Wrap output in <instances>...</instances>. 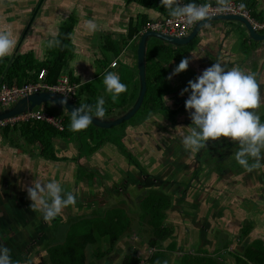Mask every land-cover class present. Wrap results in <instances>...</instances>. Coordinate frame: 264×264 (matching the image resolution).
<instances>
[{"label":"flooded vegetation","instance_id":"flooded-vegetation-1","mask_svg":"<svg viewBox=\"0 0 264 264\" xmlns=\"http://www.w3.org/2000/svg\"><path fill=\"white\" fill-rule=\"evenodd\" d=\"M37 1L39 2V0H35L33 3L31 2V9L33 8L34 10L36 8L38 4ZM56 1L57 0H49V2H52L51 6H53ZM85 1L87 3H85ZM45 2L46 0H44V2L42 1V5H38L39 7L37 6L38 9H36V11H39L37 13L43 12ZM71 2L72 0H61L58 3V7L59 5H61V7L62 5L64 7L69 6L72 4ZM83 9L90 15H93V10H96L97 13L98 11H102L101 9L99 10L97 6L95 7V0H84L83 5L76 4L73 10H70V12L68 11L64 19L68 20L71 17L74 21L73 27L78 25L77 22ZM103 21L107 29L104 28V30L101 31L100 43L102 44V47L107 39L112 40L114 37L113 32L110 31L112 30L111 24H106V21L108 22V20L105 18ZM62 23L63 22L61 21L59 27L57 26V33ZM54 37L55 36H50L52 39ZM103 95L104 92L101 93L98 98H103ZM103 100L104 106L109 107L105 111L106 118L117 117L132 103L125 102L123 108H121L120 105L118 107L114 104V101H110L106 96ZM124 100H122V104ZM147 100L146 94L143 100L144 111L143 109L137 110L128 120H123L107 129L96 127V130L98 131L99 129L101 136L104 137V142L93 150L86 151L84 149L85 141H87L89 145H91L92 142L89 138L82 141V138L79 137L80 135L77 134L78 132L81 133V131L84 132L86 128L74 131L70 138L65 137V139L58 140L56 152L62 158L58 161L43 159L41 162L44 165L43 168H47L48 181L56 180L61 184L65 192H71L75 195L76 201L73 206L76 212L80 211L86 216H96L98 214L103 215L105 211L114 208L113 203L116 202L117 196H121L120 192L123 190V187L116 183L122 178L123 174L120 173V170L122 169L127 172L128 177L131 176L138 180V182H136L138 185L135 190H132L130 193L134 199L137 197L141 200V196L148 193L146 195L147 197L155 195L157 196L156 198L163 199L168 204L164 205L160 210L163 216L159 227L160 229L162 228L165 230V235L159 241H161V246L164 249L169 242L176 240V243L174 244L176 252L178 250L185 251L188 249L193 250L199 248L198 250L201 251L199 256L210 252V255L212 256H209L219 261L218 259H223L224 256L227 255L226 247H224V244H221V240H223L221 238V232L226 233L225 229L228 228L227 223L229 220L226 221V217H224L223 219H220L221 222L217 225L215 219H211L210 221L208 218L206 221H202V218L200 217L201 221L199 224L202 223L203 226L201 227H203V232L206 231L204 234L205 238L203 239L206 241L205 243L203 242L204 244L198 246L194 244L195 246L193 247V245L189 243L188 237H192L194 230L197 234H202L203 232H199V228L197 230L195 228L190 229L183 223L181 225L177 223L178 220L174 217L176 216L175 206H179L178 201H174L176 199L173 198V196L176 194V189L179 187L178 196L180 198L186 200L190 198L197 201L199 204L202 203L201 200H203L204 202L211 203L213 206L216 204L218 196H225L226 198V196L230 194V197L233 196V199H236L235 210L228 211V214L233 217L231 220L241 222L235 224L237 228L240 225L239 232L241 234L247 233L245 232V228L251 231L255 227L253 222H256L259 219H264L262 209V207H264V150L261 152L260 167L254 168L251 171L244 169L240 175L226 178L225 171H228L230 167L224 165L220 170L221 179L218 177V180H216L217 178L215 179V187L213 188L212 184L207 185L206 188L209 189L204 191V186H200L198 183L193 182L191 180L192 176L188 173L191 169V165L187 163H191V160L196 162L198 160L197 154L179 144L181 143L182 134H185V128L180 124L166 128L164 126H167L168 124L164 119H161L158 123L156 120L162 115L160 104H158V106H153L152 103L149 105ZM90 101L96 102L94 97ZM73 102L78 105L85 104L81 103L80 96ZM261 103L254 111L259 113L260 118H263L264 100H262ZM92 105H95V103ZM259 108L261 111H259ZM117 109L118 111L116 112ZM180 112L183 113V111ZM158 124L163 127H158ZM89 126L95 127L91 123L88 127ZM3 138L10 139V137ZM224 138L228 140L231 146L235 147V144H237L235 141H232L227 137ZM55 142H57V140H55ZM25 147L32 149V151L35 152L39 151V145L37 142L32 145L26 144ZM180 150H182V154L178 155ZM39 156L41 155L39 154ZM37 158L41 159L40 157ZM182 159L184 162L181 164L180 168H172L174 165L176 166L177 164H180ZM224 159L233 161L232 165L236 163V160L233 157L231 158V156H227ZM185 160H187V162H185ZM53 163H60V165H53L52 168L51 164ZM219 163H221V161L217 162V165H219ZM249 163H252L251 158L249 159ZM149 167L150 169L148 170ZM15 168V165L7 168L5 161L0 167V189H3V199H7V201L0 199V245L3 244L9 249L10 257L14 254L16 255L14 257L16 258L21 254L22 258L28 256L25 259H30V254L35 246L42 245V243L51 236L48 228L50 227V224L54 223V221H44L40 211L35 215V213H29L30 210H26L27 208L24 205L23 197L17 194L19 190L16 191V185L11 179L16 177L19 173L18 168ZM130 169L132 170L131 172ZM63 171L67 175V179L63 177L64 174H60ZM251 173H255V177L251 176ZM128 177L125 179L126 182H124L126 186L129 181ZM43 179L45 180L47 177L43 175ZM62 179L65 180L62 181ZM38 180H40V177H38ZM97 182L100 184L97 185ZM240 187L246 189V192L244 193L246 194V198H243L245 200L239 202L238 199L244 196V194L239 195ZM212 189H214V191H212ZM200 192L202 193V198L199 194ZM125 197H127L126 193ZM128 199L130 200L131 198L129 197ZM8 202L13 205V209L11 210L14 211L17 209L20 217L12 218L9 221L10 223L6 226L4 225L3 219L6 217L7 212L6 209L3 208V205H6ZM254 207H257V211L254 212L255 214H251V210ZM209 208L211 212H214V208ZM242 208L246 209V214L240 211ZM248 209L249 212L247 213ZM129 210H131V207ZM147 213L149 217H151L152 210L148 208ZM184 215H186V213H184ZM32 217L35 222L33 225L29 223ZM60 218L61 217L57 216L54 219L58 220ZM27 226L31 227L27 228ZM149 227L152 229L151 225ZM185 229L188 230V232ZM148 237L150 238L151 235L149 234ZM149 238L143 242L144 245L142 244L143 246L148 247V249H153L146 256L144 254L142 255V257L146 259L157 249L156 247L148 246L147 240H149ZM120 239H122V237ZM139 242H141V240ZM130 244H132L134 248L137 247L135 242H130ZM261 244L264 245L263 242H261ZM236 248H238V245ZM111 249L108 251L109 253L112 252ZM165 252L169 253V257L172 255L173 259H171V264H175L178 261L179 256L177 254L174 255V252L170 253L169 251ZM180 253L182 255L186 254L185 252ZM115 255H117L115 259H110V256L107 257V259H104V264L116 263L118 257L122 255V252L117 251ZM196 256L187 255V257H189L188 259H195ZM184 257H186V255ZM122 258L119 260V264H122ZM25 259L22 261L26 262ZM105 261L107 263H105ZM140 264L144 263L141 262Z\"/></svg>","mask_w":264,"mask_h":264},{"label":"crops","instance_id":"crops-1","mask_svg":"<svg viewBox=\"0 0 264 264\" xmlns=\"http://www.w3.org/2000/svg\"><path fill=\"white\" fill-rule=\"evenodd\" d=\"M137 1L138 0H131V1H128V0H95V7L97 6L99 10L101 9L102 11H98L97 13L96 10H93V15H90L87 13L86 10H83L81 14L82 16L80 15L79 20L77 22L78 25H75L73 29L71 30L70 36H69L70 37V41H69L70 49L68 53L66 54L65 65L63 66L61 72L66 73L69 76L70 80L74 79L72 81L80 84L78 91H80V88L83 87V85L85 84L90 85L88 86L87 91L86 90L80 91L79 96H80L81 103H85L86 100L92 99L93 96L95 97L94 99L97 100L98 96L101 93L104 92L105 94V91H103V89H105L104 84H103V77H104V74L109 71L118 74L120 78H123L124 81H126L125 83L127 85V90L125 91L124 98L122 99V100L124 99L125 100L123 104L120 105L121 108H123V105L125 102L131 103L133 101V98L136 97L137 92H138V80H137L138 78H137L136 70L134 69L136 58H135V54L132 48L133 46L132 43L133 41H135L136 39L135 37H137L138 35L135 36L134 38L133 37L130 38L128 34L129 32L135 30V28L138 26L143 16H145L147 20L156 19L157 17L164 15V12H166V10L168 9L164 6V3L162 4V7L160 6V7H155V8H147L139 4V2ZM206 1L216 2V0H194L192 2H196V4H199V3H204ZM178 2H182L183 4L187 3L186 0H178ZM243 2L246 6H248L251 9V13L253 12L254 14H257L260 17V20L264 19V0H244ZM48 3L51 4L49 0H46L45 4L47 5ZM73 3H75V1ZM49 7H51L49 4L47 5V7L45 6L43 12L45 13L46 10L48 12ZM57 8H58L57 10H60L61 8H63L65 11L70 12V10L66 9V7H64L63 5L62 7L59 6ZM37 12L38 11H36V15L31 23V27L29 28V34L26 35L25 39L22 40L21 43H20V36H19L21 32L20 30L21 25H20L19 20L18 21L11 20L10 24L5 20L0 21V31L9 32L10 38L15 41L14 47L9 53L10 55L15 52V55L12 57L11 61L16 55L19 54L20 51L21 52L22 51H25V52L32 51L33 55L38 60H44L48 58V55H49L48 47L50 44L48 43L46 45L44 41L46 40V38L50 39V36L52 37L56 35L57 29H58L57 26L59 27V24L61 23V21L62 22L65 21L64 19L65 17H62L58 23H55L54 20L51 21L49 19H41L39 21V18L37 17L39 13ZM254 14L252 15L254 16ZM78 15H79V12H78ZM104 18L108 20L109 22L108 23L106 21V24H111L112 26V30H110L113 32V35H114V37L112 35L113 37L112 41L114 42L115 45L119 46V50H117L116 54H114L113 52L111 53V51L106 48H103L102 44L99 42L101 31L104 30V28H106L105 23L103 21ZM0 19L1 20L3 19V15L1 13H0ZM88 20H93L95 22L96 24L95 31H90L88 29L87 24H86V21ZM5 23H7V25ZM38 23H41V25L42 24L45 25V27L47 28V29H44L45 35L42 34V36L40 37L37 35H33L34 31L36 29L38 30L41 27V26L40 27L38 26ZM134 34L135 32L133 33V35ZM245 36L246 34L240 28L230 27L228 24H224V23L222 24L214 23L211 25H207L204 29H202L199 32V34L190 41L191 43L189 45H186L185 47H180V48L178 47L175 49L173 47L171 49V50L174 49L173 56L169 57L168 56L169 54H168L165 58L169 62V64H167L166 62L165 66L163 67L164 69L161 68L162 75L158 76V79L155 81L156 86L154 88V91L151 92V94H147L148 104L151 105L152 103L154 104V106L156 105L158 106V104H161L163 97H166L167 100L166 101L164 100V102L173 104L172 107L170 108L172 112L183 111L188 114V111H186L184 108V100L186 99L188 93H184L183 95H180L179 94L180 90L186 86L188 80L190 79L194 80L195 77L198 76L203 69H205L206 67H209L212 63H215L216 61H219L231 67L233 66V64L240 65L239 63L241 59L240 57H243L244 65L246 64V67L251 66V65H256V66L262 65V69H264V42L254 41V42H250L249 44H246ZM123 42H126V43L123 44ZM120 54L121 56L119 58L118 56ZM185 57L189 58V63H188L186 70H183L173 75L171 79H169L168 76L172 72V69L179 63V61L182 58H185ZM3 58L5 60L8 59L5 57ZM113 60H115V65L114 66L109 65L110 62ZM155 60L157 59L155 58ZM235 61L237 63H235ZM125 70H128L129 73L128 74L126 72L124 73ZM153 71L155 72V70ZM3 75L4 73L0 74V81L2 80L1 77H3ZM260 80L262 84L260 85L259 91L262 90L263 91L262 93L264 94V75H262ZM90 87L93 89V93L89 92ZM158 95H159V99L155 103H153L152 98H157ZM103 98H105V96ZM122 100L120 102H122ZM20 142L22 143V139L21 141L19 140V144ZM14 144L11 143L10 145L12 147L17 148L19 151H22L24 155L29 153L28 155L30 157L32 158L35 157L34 160H38V162L34 161V165L36 166H31L30 164L32 163H29L30 161H24V160L12 162L11 160L7 159L5 161V165L7 168H9L12 165L16 166L15 169L18 168L19 173L17 174V176L14 178H11L13 183L16 185V188H17L16 191L19 190L17 194L23 197V202H24L25 207L30 210L29 213H35V215H37L39 211L30 206L31 201L27 195V188L31 187L32 182L37 181L38 177H40V180L38 181L40 182L42 181L41 183H47L48 182V171H47V168H43L44 165H42L41 163L42 160L37 158L38 154L36 155L35 151H32V149H28L27 147H23V148L19 146L16 147V145ZM181 151L182 150L178 152V155L182 154ZM26 158L29 159V157H26ZM183 162L184 160L182 159L180 161V164H177L176 166L174 165L172 168L174 169L180 168ZM185 162H187V160H185ZM27 163L28 165H26ZM194 163H195L194 160H191V163H187V164L191 165V168H192ZM37 166H38V170L34 176L35 170L33 171H29V170L32 167L36 168ZM131 171L132 170L130 169V172ZM120 173L123 174L122 178L120 179V181H117L116 184L122 186L123 190L120 192L121 196L118 195L116 204H118L119 202V205H120L121 203L125 202V203L131 204V207H132L134 198L130 195V192L128 191L135 190L136 186L138 185L136 184L138 180L132 178L131 176L128 177L127 172H125L122 169L120 170ZM43 175L47 177V179L44 180ZM250 175L255 177V173H251ZM127 177L129 178V181L126 186L124 182H126L125 179ZM178 190H179V187L178 189H176V194L173 196V198L176 199L174 201H178V205H181V208L175 206L176 216L174 217L178 220L177 223L180 225L183 223L185 224V226H188V228L190 229L195 228L197 230L199 228L200 229L199 232H203V227H201L199 224L201 221L200 217L202 218V221H206L208 218L211 221V219L214 220L215 218H213V216L208 210H206L205 212L201 214V208L203 207V204H204L203 200H201L202 203L199 204L197 201H193L192 199L188 198V200L185 199V201L182 203V201L180 200V197L178 196ZM245 192H246V189H243L242 187H240L239 195H243ZM125 193L127 197L129 195V197L131 198L130 200L128 199L129 197L128 198L125 197ZM3 198H4L3 189L1 188L0 189V199L3 201H7V199L4 200ZM243 198H246V194H244L243 197L238 199L239 202L241 200H245ZM144 199H141V200H144ZM235 201L236 199H233L234 203ZM163 203L164 205H168L165 202V200ZM116 204L113 206L114 208H117ZM9 205L13 209V205H11V203H9ZM132 208L133 210L140 209L139 206L136 208L135 206H133ZM128 209L129 208H127V210ZM233 210H235V208ZM240 211L246 214L245 208L244 209L242 208V210ZM255 211H257V207H254L251 210V214H255L254 213ZM123 212H124L123 214L129 218V223H130V216H129L130 213H126L125 211ZM248 212H249V209L247 213ZM184 213H186V215H184ZM227 214L228 213H226V215ZM263 214H264V211H263ZM82 217H88V216H82ZM227 217L229 218V214L227 215ZM75 219L77 218H74L72 221L70 219L69 222H73ZM161 219L159 220V224H160ZM237 223H241V222L232 221L231 219H229L227 223L228 228H226L225 231H226V234L229 235V239L227 240V243L224 244V247H226L227 249V255L224 256L223 259H218L219 260L218 262H223V264H239L238 258H242V259L245 258V255H244L245 248L254 245V243L252 242H258V241L262 242V238L264 240V237L258 235L261 232V230L256 229L257 225L255 224V222L253 223L256 226V228L254 227L251 231L245 228V232L247 233H244V234H241L239 232L240 225L238 226V228L235 226V224ZM70 224L71 223H68V227ZM51 225L53 224H50V226ZM186 231L188 232V230ZM64 233L66 235L67 231L65 230ZM205 233L206 231H204L202 234L200 233L197 234V232L194 230L191 240H188V239L187 240L189 241L190 244L192 245L196 244V246H198L199 244H204L205 241L203 239L205 238V236L203 238V235ZM55 235L56 237L54 239H51L50 238L51 236H50L49 238H47V240L44 241L45 243L43 242L42 245L35 246L34 250L30 254L31 255L30 259H25L28 256H24V258H22L21 254L15 258L14 256L16 255L12 254L11 260L13 264H31V263H38L41 260L43 261L45 260L46 264H50L48 259H44V256H46L48 247L50 245L61 243L65 238V236L64 238L61 236L62 234L60 230H58V232ZM126 236L130 238V235L125 234V231H124L120 237L124 239H129ZM60 239H63V240L61 241ZM57 241H60V242H57ZM136 243H137L136 245H138L139 247L142 246V244L139 241H137ZM237 245H238V248H236ZM143 248H145V246H143ZM233 248L234 250H232ZM99 249L101 250V247H99ZM41 250H45V253L40 254ZM106 253L107 252H105L103 255H105ZM126 254H124L123 257ZM141 254L143 255V253ZM95 256L97 258L102 257L99 255H95ZM207 257H210V256H207ZM23 259H25L26 262H23L22 261ZM103 261H102V264H104ZM105 263L107 262L105 261ZM84 264H86V259H85ZM91 264H94V263H91Z\"/></svg>","mask_w":264,"mask_h":264},{"label":"clouds","instance_id":"clouds-1","mask_svg":"<svg viewBox=\"0 0 264 264\" xmlns=\"http://www.w3.org/2000/svg\"><path fill=\"white\" fill-rule=\"evenodd\" d=\"M216 4L221 8L227 7V0H216ZM164 6L169 9L171 16L183 18L187 24L204 20L209 15L208 4H196L192 0L186 4H180L178 0H164ZM240 7L243 8L244 4L241 3ZM86 24L90 31L96 30L93 20L86 21ZM14 43L9 32L0 31V58L9 55ZM55 43L59 44V40ZM188 63L189 58H182L168 78L186 70ZM103 84L105 91L111 93L113 98L127 90V85L114 72L104 74ZM184 93H188L184 108L191 120V126L181 137L184 148L198 152L205 148L206 141L227 137L238 144L234 158L239 165L247 171L260 167L261 152L264 150V121L254 111L261 103L254 73L216 61L203 69L194 80H188L179 94ZM163 100L167 98L163 97ZM66 101L67 97L62 96L59 103L64 105ZM105 111L103 98H98L95 105L75 106L71 110L69 126L74 131L85 129L94 117L103 119ZM250 158L252 163H249ZM27 195L30 206L40 211L46 222L53 220L63 208L74 205L76 201L75 195L65 192L56 180L32 182L31 187L27 188ZM141 261L145 264L144 259ZM0 264H13L9 249L3 245H0Z\"/></svg>","mask_w":264,"mask_h":264},{"label":"trees","instance_id":"trees-1","mask_svg":"<svg viewBox=\"0 0 264 264\" xmlns=\"http://www.w3.org/2000/svg\"><path fill=\"white\" fill-rule=\"evenodd\" d=\"M137 2H139V4L143 5L144 7L155 8L160 6L162 7L164 0H138ZM186 2L188 3L190 2V0H186ZM252 14L254 13L252 12ZM168 15H170L169 9L164 12V16ZM254 16L260 19L257 14H254ZM145 19L146 17L143 16L137 26L138 28L136 27L134 31L129 32L128 36H130V38H132L134 32L136 33L138 31L139 26L145 21ZM73 22V19L70 17L68 20L62 23L58 30V33L51 40L52 43L48 47V58L44 60H38L33 55L32 51H27L25 53H20L16 55L11 62L8 59L5 60L4 58H0V74L4 73L3 77H1V81H5L8 84H20L26 80L36 81L39 70L41 68H44L46 70V81L54 82L58 74L61 72L63 66L65 65L66 54L70 49L69 36L71 30L73 29ZM56 40H59V44L55 43ZM125 43L126 42H123V44ZM103 48L112 50L114 54H116L117 50H119V46L115 45L114 42L109 39L106 40L103 45ZM154 66H158V64L153 63L152 50L151 48H148L146 94H151V92L154 91V85L156 86L155 81L158 79V76L162 75V71L155 68ZM153 70H155V72ZM122 79L123 78H120L121 82L124 83V79ZM88 86L90 85H83V87L80 88V91H87ZM89 92L93 93V89L91 87ZM122 95H125V92L119 94V96ZM90 100H86L85 104L92 105L95 103V101L91 102ZM104 108L106 110L109 107L104 106ZM69 125L70 118L66 116L63 118L64 128L62 130H58L51 124L46 123L44 121H26L12 126L7 125L0 129V134L2 137L12 136L10 137V141L16 143V147L19 146L23 148L26 144L32 145L37 142L39 145V154L44 157V160L51 159L54 161H58L62 158L56 152L58 140L65 139V137L70 138L74 133V130H72ZM95 131L97 133H94V135L93 133H91L92 130H85L84 132H86V134L91 133L88 136L85 135L82 131L81 133H77L78 135H80L79 137L82 138V141H85V139L89 138L92 142V144L89 145L88 142L85 141L84 149L86 151L93 150L104 142V137L101 136L99 132L100 130L98 129L97 131L95 129ZM19 137L23 139L22 143L20 142V144L18 139ZM12 138L17 139L18 143ZM55 140H57V142H55ZM143 201L145 202L144 207H147L152 210L151 217L154 218H151L150 220V224L153 225H151V227L153 228V234H150L151 237L149 238V240H147L148 246L157 248L156 251H154L151 255L148 256L147 259L144 258V262L145 264H164L166 253L165 251H171L173 249V244H169L167 250L160 247L159 245V239H162L165 235V230L162 228L160 229L159 227V220L163 216L160 210L164 207V200L155 198L153 197V195H151L145 198ZM3 208H5L7 212L6 217L3 219L5 222L4 225L7 226V224L10 223L9 221L12 218L20 217V215H17V209H15L14 211L11 210L12 208L10 207L9 203L3 205ZM121 211L122 210L120 208H113L111 210L105 211L103 215L98 214L96 216L80 217L78 219H75L69 225L64 240L61 243L50 245L48 247L47 258L50 264H84L86 259L84 249L86 245L89 243L94 244L95 241L101 236H107L109 238L110 244L105 251H101L99 247H96L94 251L95 255L102 256L105 252H108L111 249V246L121 238L120 236L126 230L125 228H129L130 225L129 218L126 215L122 214ZM252 243H254V245L249 246L244 250L245 258H238L239 264H262L264 260V245H262L260 241ZM184 255H186V257H183L182 255L181 259H178L175 264H195L191 262L192 259H188L189 257H187V253ZM142 259L143 258L141 253H138L136 250H131L123 257L122 264H140V261ZM207 260L211 261V264L215 262L217 264H222L218 263L216 259H206L204 261ZM209 261H207L206 264H210ZM31 264L46 263L45 260H41L38 263Z\"/></svg>","mask_w":264,"mask_h":264},{"label":"water","instance_id":"water-1","mask_svg":"<svg viewBox=\"0 0 264 264\" xmlns=\"http://www.w3.org/2000/svg\"><path fill=\"white\" fill-rule=\"evenodd\" d=\"M34 1L35 0H0V13L3 15V19L2 20L0 19V21L5 20L10 24L11 20L13 21L19 20L21 25L20 27L21 32L19 34L20 43L22 40L25 39L26 35L29 34V28L31 27V23L34 19V16L36 15V9H38L37 6L42 5L43 0H39V2L37 1L38 4L36 3L37 6L33 10V8L31 9L32 6L31 2L33 3ZM57 1L59 3L61 0H57ZM74 1H75L74 5L84 3V0H72V2ZM58 3L56 7H58ZM85 3L87 2L85 1ZM49 5L51 6L50 3ZM51 7L49 10H51ZM163 17L164 15L157 17L156 20L160 21ZM214 23H220V24L224 23V24H228L230 27L242 29L243 32L246 34L245 36L246 44H249L250 42H254V41L264 42V31L259 32L254 30L244 17L235 14L208 15L206 19L201 21H196L194 25L190 28V30L185 35L180 37L163 34L159 31H152V30L144 31L141 34H138V36L135 37L136 38L135 41H133L132 43L133 44L132 48L136 58L134 69L136 70V74L138 78L137 79L138 92L136 97L133 98L131 105H129L128 108L124 110V112L118 115L117 117L114 118L104 117L103 119H96L94 117L92 119L91 124L94 125L95 127L107 129L110 128L111 126H114L122 122L123 120H128L136 113L137 110L143 109V100L147 93L146 71H147L148 48H151L152 50V61L155 64H158L161 70V68L165 66L166 62H168L165 59L168 54L169 57L173 56L174 54L173 50L175 48L185 47L186 45H189L191 43L190 41L195 36H197L202 29H204L207 25H211ZM5 24L7 25V23ZM44 29H47L45 25L41 26L38 30L36 29L33 35H37L39 37L42 36V32H44ZM39 30H41L42 32ZM46 40L51 41L52 38L50 39L46 38ZM173 47L174 49L171 50ZM20 53H25V51L22 52L20 51L19 54ZM14 55L15 52L13 54L7 55L5 58H8L9 61L11 62V59ZM160 55L164 56V58L158 60L159 59L158 56ZM155 58L157 60H155ZM240 58H241L239 61L240 65L233 64V66H238L245 72L254 73L260 88V85L262 84L260 78L262 77V75H264V69H262V65L260 66L251 65L246 67V64L244 65L243 57ZM159 61H163L162 64ZM235 63L237 62L235 61ZM260 91L261 93L260 92L259 93L262 101L264 100V94L262 93L263 92L262 90ZM62 96L63 95L54 91H39L22 96L19 99H17V101L12 105H7L0 109V119L14 115L16 113H20L25 110H32L35 108L48 110L47 109L48 106L45 107L46 104H49V106L52 105L55 108L62 110L61 115L70 118L72 108L79 105L68 98L66 103L64 105H61L59 103V100L62 98ZM172 105H173L172 103H165L164 100H162L160 104V107L162 109V115L156 121L159 123L161 119L166 120L168 124L167 126H164L166 128L172 127L173 125L177 126L178 124H180L185 128V133H186L188 127L191 126L190 117L186 112L183 113L178 111L172 112L170 109ZM260 108L259 111H261ZM117 111L118 109L116 110V112ZM260 119L261 121H264V115L263 118ZM158 127L162 128L163 126H160L158 124ZM179 144L182 145L181 143ZM237 149H238L237 144H235V147L231 146L228 140H226V138L224 137H218L216 140L206 141L205 148L199 150L198 152H195L197 154L198 160L194 163L193 167L188 171L189 175L192 176L191 180L195 183H198L200 186H204V191L209 189L206 188V186L210 184H212V187L214 188L216 184L215 179L217 177L221 179L220 170L221 167L224 166L222 163H219L220 166L217 165V162L221 161L227 156H231V158L232 157L234 158V154L237 151ZM35 153L38 154V157H40L41 159L44 158L43 156H39V151ZM211 158L213 160H211ZM242 170H244V168L241 165H239L236 161V163L233 164V166L230 167L228 171H225L226 178L232 176L233 177L238 176L241 174ZM218 178L216 180H218ZM204 191H203V195H204ZM212 191H214V189H212ZM199 194L202 198V193L200 192ZM180 200L182 201V203L185 201V199L182 198H180ZM203 203L204 204L203 207L201 208V214L206 210H208L213 216V218H215L216 224L217 223L220 224L221 222L220 219H223L224 217H226V221L233 218L230 215L228 218L227 217L228 214L226 215L228 211L233 210L235 208V203L233 202V196L230 197V194H228L226 198L225 196H218L216 204L213 206L209 202H203ZM178 206L181 208V205ZM209 207L214 208V212H211ZM171 243H173V249L169 252L176 253V248L174 245L176 243V240H172V242H169L168 245ZM167 247L165 248V250L167 249ZM177 254H179L178 259H181L182 254L181 253H177ZM167 261L169 262L168 259Z\"/></svg>","mask_w":264,"mask_h":264},{"label":"rangeland","instance_id":"rangeland-1","mask_svg":"<svg viewBox=\"0 0 264 264\" xmlns=\"http://www.w3.org/2000/svg\"><path fill=\"white\" fill-rule=\"evenodd\" d=\"M57 3H58V1H56V3H54V5L52 6V8H51V10H48V12H47V10L45 11V13L44 12H40L38 15H37V17L39 18V21L41 20V19H49V20H51V21H53L54 20V22L55 23H58L59 21H60V19L62 18V17H65L66 16V14H67V11H65L63 8H61L60 10H57L58 8L56 7V5H57ZM81 4H83V3H81ZM48 5V4H47ZM47 5L45 4V6L47 7ZM74 6H76V4L74 5V3L72 2V4L71 5H69V6H66V9H68V10H73V8H74ZM49 9H50V7H49ZM39 12V11H38ZM66 21V20H65ZM38 26H43V24L41 25V23H38ZM44 32H42V34H43ZM44 35H45V33H44ZM98 40V39H97ZM99 42H101V40H99ZM44 43H46V44H48L49 43V41L48 40H45L44 41ZM107 49V48H106ZM108 50H110V49H108ZM111 51V53L113 52L112 50H110ZM120 56H121V54L118 56L119 58H120ZM158 60H161V58H164V56H162V55H160V56H158ZM161 64H162V62L163 61H159ZM154 63V62H153ZM155 64V63H154ZM167 64H169V62H167ZM155 68H157V69H159V66H154ZM129 73V71L128 70H125L124 71V73ZM123 80V79H122ZM124 81V80H123ZM126 81H124V83H125ZM126 84V83H125ZM85 88H86V86H85ZM84 88V89H85ZM154 88H155V85H154ZM103 91H105V89H103ZM260 93H261V91H259ZM104 96H106V98H108L110 101H114V104L115 105H120L121 104V100L124 98V95H122V96H119L118 95V97L115 99V98H113V96H112V94L111 93H109V92H106L105 91V94H104ZM159 99V95H158V97L157 98H152V102L153 103H155L157 100ZM48 106V110L49 111H51L52 113H54V114H62V110H60V109H58V108H55L54 106H52V105H50L49 106V104H46L45 105V107H47ZM139 112V111H138ZM115 114V113H114ZM113 114V115H114ZM111 116H112V114H111ZM95 129H96V127H93V126H89V127H87L85 130L87 131V130H92V132L91 133H97L96 131H95ZM90 133V134H91ZM84 134L85 135H90V134H86V132H84ZM95 135V134H94ZM10 136V135H9ZM10 137H12V136H10ZM19 138H21V137H19ZM13 139V138H12ZM22 139V138H21ZM21 139H19L20 141H21ZM14 141H16L17 143H18V140L17 139H13ZM11 143H13V142H11L10 141V139H5V138H3L2 136H1V134H0V167H1V165L3 164V162L4 161H6L7 159H9V160H11L12 162L13 161H22V160H24V161H30L29 163H32V164H30L31 166H36V165H34V161H37L38 162V160H34V158H32V157H30L28 154H26V155H24L23 154V152L22 151H19L17 148H15V147H12L10 144ZM14 144V143H13ZM106 144H109V143H106ZM15 145V144H14ZM26 157H29V159H27ZM31 158V159H30ZM41 160H43V159H41ZM41 160H39V161H41ZM211 160H213L212 158H211ZM221 163L223 164V165H226V166H228V167H231V166H233L232 165V163H233V161H230V160H227V159H222L221 160ZM26 165H28V163L26 164ZM25 165V166H26ZM43 165V164H42ZM53 165H60V163H57V164H51V166H52V168H53ZM147 169V168H146ZM150 169V167L148 168V170ZM33 170H35L34 171V176H35V174L37 173V170H38V166L35 168V167H32L29 171H33ZM102 173V172H101ZM32 174H33V172H32ZM60 174H64L63 175V177H65L66 179H67V175L65 174V172L63 171V172H61ZM65 179H62V181H64ZM114 182V181H113ZM97 185H99L100 183L99 182H97L96 183ZM128 192H132V190H130V191H128ZM148 194V193H147ZM146 194V195H147ZM146 195H142L141 196V199H143V198H147V196ZM118 197V196H117ZM153 197H157V196H153ZM142 202V203H141ZM9 203V202H8ZM85 203V202H84ZM117 202H115V203H113L114 205L116 204ZM144 201L143 200H140V199H138V198H135L134 200H133V204H132V207L133 206H135V208L136 207H140V210H133V208L131 207V204H129V203H121L120 205H119V202H118V204H116L117 206V208H120L122 211H121V213L123 214L124 212L123 211H125L126 213H130L129 214V216H130V225H129V228H127L126 230H125V234H129L130 235V238L128 237V236H126L127 238H129V239H124V238H122V239H120L116 244L114 243L113 245H112V249H111V253H107L106 255H103L102 257H100V258H97L96 256H95V249H96V247H101V250L102 251H105V249H107L108 247H109V244H110V242H109V238L107 237V236H101V237H99L96 241H95V243L94 244H87L86 245V247H85V249H84V252L86 253V264H91V263H94V264H102V261H103V259H107V257H109L110 256V259H115L116 257H117V255H115V253L117 252V251H121L122 252V255L121 256H119L118 257V261H116V263H113V264H119L118 262H119V260L123 257V255L124 254H126V253H128L129 251H131V250H136V249H138V248H140V249H138V253H143L145 256L147 255V254H149L153 249H148V247H145V248H143L142 246L144 245L143 244V242L144 241H146V239H148L149 237H148V235L149 234H153V228L151 229L149 226L150 225H152V224H150V220H151V218H153V217H149V215H148V213H147V211H148V208L147 207H144ZM139 204V205H138ZM131 207V210H127V208H130ZM71 209H72V212H71ZM263 209V211H264V208H262ZM18 215V214H17ZM59 217H61L60 219H58V220H56V219H54V220H51V222H53L54 221V223H53V225H51L48 229H49V231H50V234H51V239H54L55 237H56V233L58 232V230H60V232H61V236L64 238V236H65V230L67 231V228H68V223H71V222H69V220L71 219V221L74 219V218H80V217H82V216H86V215H83L80 211L79 212H76L75 211V209H74V206L73 205H69V206H66L65 208H63L62 210H61V213L58 215ZM154 219V218H153ZM220 222V221H219ZM29 223H31L32 225L35 223L34 222V218L32 217V219H31V221L29 222ZM255 224L257 225V228H256V226H255V228L256 229H260L261 230V232L258 234L259 236H262V237H264V219H259V220H257L256 222H255ZM217 225H218V223H217ZM153 226V225H152ZM200 226H203V224L201 223L200 224ZM28 227H31V226H27V228ZM57 230V231H56ZM150 230V231H149ZM190 238L191 237H188V239L190 240ZM203 238H204V235H203ZM221 238L223 239V240H221V244L223 245V244H225V243H227V240L229 239V235H227L225 232H221ZM259 238V237H258ZM261 239V238H260ZM61 241L63 240V239H60ZM141 240V244H143L141 247H139L138 245H136L137 247H135L134 248V246L132 245V244H130V242H137V241H140ZM101 241V242H100ZM204 241H206V240H204ZM57 242H60V241H57ZM160 242V247H162L161 246V241H159ZM262 242L264 243V240H263V238H262ZM55 243V242H54ZM53 243V244H54ZM124 243H126V244H124ZM49 244H51V243H49ZM124 244V245H123ZM137 244V243H136ZM3 245V244H2ZM98 245H100V246H98ZM200 245V244H199ZM4 247H6L5 245H3ZM9 246V245H8ZM195 245H193V247H194ZM199 248H195V249H193V250H191V249H188V250H185V251H181V250H178L176 253H174V255L175 254H177V253H180V252H185V253H187L188 255H191V256H196L195 257V259L196 260H191V262L192 263H195V264H206L207 263V261H209V260H207V261H204V260H206V259H213V258H211V257H205V256H203V255H201V256H199L200 254H201V251H199L198 250ZM141 250V251H140ZM232 250H234V248L232 249ZM163 251H164V249H163ZM114 252V253H113ZM45 253V250H41V253L40 254H44ZM211 253L209 252V253H207V254H205L206 256H209ZM177 255H179V254H177ZM241 255H243V254H241ZM40 256V255H39ZM185 255L183 254V257H184ZM210 256H212V255H210ZM112 257V258H111ZM200 257V258H199ZM44 259H48L47 258V253H46V256H44ZM123 259V258H122ZM167 259L169 260V262L167 261ZM171 259H173V257H172V255H171V257H169V253H165V259H164V264H171ZM217 261V260H216ZM186 262V261H185ZM210 262V264H211V261H209ZM218 262V261H217ZM218 263H222L223 264V262H218ZM186 264V263H185ZM209 264V263H208ZM212 264H217L216 262L215 263H212ZM254 264V263H253ZM262 264H264V260H263V262H262Z\"/></svg>","mask_w":264,"mask_h":264},{"label":"built area","instance_id":"built-area-1","mask_svg":"<svg viewBox=\"0 0 264 264\" xmlns=\"http://www.w3.org/2000/svg\"><path fill=\"white\" fill-rule=\"evenodd\" d=\"M183 4L182 2H179ZM208 4V14H235L244 17L251 27L259 32L264 31V19L255 18L251 9L244 4L242 0H227V7H218L216 2L206 1L199 4ZM243 3L244 7L241 8L240 4ZM195 23V22H194ZM187 24L183 18L173 17L171 15L164 16L160 21L156 19H146L140 26L138 31L132 36L133 38L144 31L152 30L159 31L163 34H168L176 37L185 35L190 28L194 25ZM110 64L115 65V60ZM46 70L41 68L37 74L36 81L26 80L20 84H8L5 81H0V109L12 105L22 96L39 92V91H54L63 96H66L71 101L78 99L79 83L70 80L66 73L60 72L54 82H48L45 79ZM63 118L61 114H54L49 110L35 108L32 110H25L20 113L0 119V129L7 125H16L26 121H44L51 124L58 130H62ZM142 262V261H141Z\"/></svg>","mask_w":264,"mask_h":264}]
</instances>
